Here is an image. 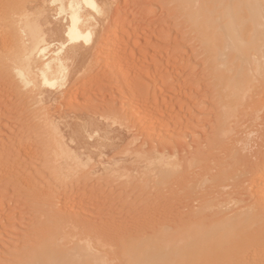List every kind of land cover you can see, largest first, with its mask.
I'll use <instances>...</instances> for the list:
<instances>
[{"label": "rangeland", "instance_id": "obj_1", "mask_svg": "<svg viewBox=\"0 0 264 264\" xmlns=\"http://www.w3.org/2000/svg\"><path fill=\"white\" fill-rule=\"evenodd\" d=\"M42 1L48 5L50 18L60 19L63 33L70 13L59 9L65 2L0 0V161H4L0 164L8 170L0 168V175H5L0 176V245L6 247L0 246L4 260L0 258V264H15L19 250L31 246L32 236L59 220L73 223V231L98 229L111 236L121 229L119 235L141 238L170 232V226L174 229L180 224L233 222L250 206L256 205L261 212L264 197L262 201L255 193L258 184L264 185V84L241 92L237 106L242 108H235L238 113L232 115V125L230 116L223 114L225 108L222 110L226 99H210L217 94L207 90V78L195 64L198 57L191 56V43L183 40V23L170 0H98L105 7L102 12L97 14L86 5L81 11L87 26L94 17L99 20L88 53L71 58L69 41L63 51L57 43L47 50L48 58L61 52L66 67L71 59L74 71L68 69L66 79L61 76L54 87L42 82L34 68L26 76L27 85L15 68L17 61L28 56L20 25L25 11H33ZM110 22L114 25L111 30L107 29ZM86 46L82 42L78 49ZM57 64L54 61L53 68L59 73ZM78 70L83 74L74 79ZM54 121L64 128L71 122L79 131L81 162L62 164L64 153ZM98 127H106L110 133L92 135ZM24 161L28 166L22 167ZM49 215L58 221H50ZM124 226L126 231L129 228L128 234ZM247 250L250 264H264V234Z\"/></svg>", "mask_w": 264, "mask_h": 264}, {"label": "bare ground", "instance_id": "obj_2", "mask_svg": "<svg viewBox=\"0 0 264 264\" xmlns=\"http://www.w3.org/2000/svg\"><path fill=\"white\" fill-rule=\"evenodd\" d=\"M59 1L65 2V3L61 4L60 8L58 7L59 9H61V11H70V13H68L69 24H68L67 29L63 33H61L60 19L59 18H56V19L50 18L49 14H48L49 8H48V5L46 4V2H43V1H42V3L39 2L33 11H31L30 9H28V10L25 9L26 10L25 11V18L23 19V22H22L23 24L20 25V29H21L22 37L24 38L25 49L28 51V53H27L28 56L26 57L25 61H23V62L17 61L15 63V68L18 72L17 75H19L20 78L23 79V81H25V84H27L26 83L27 82L26 76L28 77L27 74L31 70L36 68L35 70H38V72L40 74L39 77L43 78L42 82H44L46 84L48 83V84L55 87L57 81H59L61 76H62L63 80L66 79V77L68 75L67 70L70 69V67H72V66L76 67V65H74V62L71 61V59L68 60V64L66 67L63 60L59 57V54L61 52L60 53L58 52L59 54H57V57H55V58H48V51L47 50H49V48H50L49 46H53V44L57 43L60 45L58 50L63 51L65 49L67 41H69L70 42L69 51L75 52V51H77L79 45L82 42H84L85 45H91L94 42L96 27L99 24L98 17L93 16L94 21L91 22L89 24V26H87L85 18H83L84 16L81 15V11L84 10V8H86L84 6V5H86L87 8H89L91 11H94L98 14V13L102 12V10L105 7L103 5H101L98 0H52V3L58 4ZM164 2H166V1H164ZM170 2L173 5L172 9H174V14L180 18L179 22H181V24L183 23V31H185V33H186L183 36V40L191 43L190 44L191 45L190 51H192L191 56H193L195 58L198 57L199 62L195 63V64H196V66H197V64L199 65L200 74L203 75V78L204 77L207 78V84L205 83L206 88L208 87L207 90L209 89L208 91H210L211 94H213L212 92H216V94H217L216 96L212 95L210 97V99L212 101H216V100L220 101L222 99H226L224 101V105H223L222 110H224V108H225V112L223 111V114L227 117L230 116L231 124H232L233 123L232 121L234 120V116L232 117V115L235 114V111H236L235 108L236 107L239 108V106H237V105L240 102L239 96H241V92L244 93L247 89H249L250 87H252L254 85L262 87L264 84V76L260 77L261 74L262 75L264 74V0H170ZM141 4L139 6H141ZM143 5H144V3H143ZM136 6H137V4H136ZM126 8H128V7H126ZM131 11H132V9H131ZM170 11H172V10H170ZM58 12H60V11H58ZM151 12H152V10H151ZM123 14H122V16H124ZM34 15H36V16H34ZM87 16H88V14H87ZM179 18H177V19L179 20ZM172 21H174V20H172ZM112 22H110L107 25V29L111 30L114 27ZM118 25L120 26V24H118ZM178 28H179V25H178ZM116 31L118 32V30H116ZM2 32H4V31H2ZM122 33H124V32H122ZM61 34L63 36L62 38H61ZM109 34H111V33H109ZM106 37H107V35H106ZM110 37H112V35ZM120 39H122V38H120ZM4 40H5V38H4ZM180 40H182V39H180ZM185 41L183 42V44L186 43ZM127 43L129 44V42H127ZM109 45H112V44H109ZM131 46H133V45H131ZM4 47H5V45H4ZM119 50H121V49H119ZM181 51H183V50H181ZM180 53H182V52H180ZM74 54H76V53H73V55ZM180 55H182V54H180ZM108 56L111 57L114 55H111V56L108 55ZM191 56H190V58H191ZM109 57H107L106 60ZM119 57H121V56H119ZM116 59H117V57H116ZM191 59H189V60H191ZM182 60H183V58H182ZM54 61L58 62V64L56 66H59L58 68L60 69V71L59 70L58 71L60 74L56 73V71L54 72V68H53V62ZM113 61H112V63L114 64L115 62H113ZM190 62H193V61H190ZM106 63L109 64L110 62H106ZM186 64L188 65V63H186ZM111 65H109V66H111ZM126 68L128 69V67H126ZM113 70H115V68ZM69 71H71V70H69ZM82 74H83V70H78V72L74 76V79L79 78ZM19 76H18V78H19ZM29 78L31 80V77H29ZM35 79L36 78H33V80H32V81H34V82H32L33 84H36ZM96 79H97V77H96ZM80 81H82V80H80ZM143 82L144 81H142V83ZM145 83H147V82H145ZM132 89L134 90V87ZM80 90H81V88H80ZM32 91H33V89H32ZM125 91H127V90H125ZM25 95H27V93ZM126 97H128V96H126ZM30 98H31V96H30ZM45 98H46V93H45V95L44 94L42 95V100H45ZM36 100H38V99H36ZM212 101H209V102H212ZM39 102H40V100H39ZM68 103H66V104H68ZM83 103H84V101H83ZM140 103H142V102H140ZM79 104H80V102H79ZM87 104H88V102H87ZM130 104H131V102L129 101L128 105H130ZM39 105H41V104H39ZM141 106H142V104H141ZM215 106H216V104H215ZM133 108L134 107H132V109ZM240 108H242V107L240 106ZM239 109H238V111H240ZM131 112H134V111L132 110ZM239 113H240V115L242 114L241 112H239ZM164 114H166V113H164ZM137 117H139V115ZM238 117L240 118L241 116H238ZM239 118H237V119H239ZM139 119H141V118L139 117ZM227 120H229V119H227ZM58 124H59L58 122L54 121V125H55V127H57L56 129H57L59 136L61 138L60 142H61V146L63 149L62 153H64L62 164L69 165L68 164L69 160L81 162L82 161V157H81L82 154L80 153V149H79V144L81 142L79 131L76 130V128L74 127V124H72L71 122L68 123V126H66L65 128L62 127L61 125H58ZM226 130H227V128H226ZM109 133L110 132L107 131L106 127H98L93 131L92 135H101V134H109ZM87 134H89V133H87ZM139 134H141V133H139ZM92 135H90V136H92ZM2 145H1V147H2ZM150 148H151V146H150ZM29 150H32V149L30 148ZM15 153H17V152H15ZM0 154H1V152H0ZM9 154H11V153H9ZM1 156H2V154H1ZM18 156H19V153H18ZM6 158L7 159L9 158L8 160H10V157H6ZM165 158H167V157H165ZM0 159H2V158L0 157ZM24 159H26V158H24ZM11 160H12V158H11ZM28 160H30V161H32V163H34L32 159H28ZM34 160L38 161V159H34ZM2 161H0V163ZM15 162H17V161L15 160ZM24 163H25V161H24ZM168 163H170V162L168 161ZM6 164H4V165L6 166ZM12 164H15V163L12 162ZM25 164L26 165L23 164L22 167L28 166L27 163H25ZM16 165H15V167H17ZM29 165L31 166V164H29ZM51 165H52V163H51ZM171 165H173V163ZM7 166L9 167V165H7ZM110 166H111V164H110ZM20 167H21V165H20ZM20 167H19V169L21 170L22 167L21 168ZM0 168L3 170L5 168V170H7L6 167H4V166L2 168L1 164H0ZM12 169H11V171H12ZM17 169H18V167H17ZM28 169H29V167H28ZM32 169H34V168H32ZM5 170L3 172H6ZM16 170H15V174H16ZM29 170H31V169H29ZM12 172H14V171H12ZM62 173H63V171H62ZM163 174H165V173L163 172ZM22 175H23V173H22ZM4 176L5 175L3 174L1 177L4 178ZM23 176H25V175H23ZM44 176H46V175H44ZM33 177H34V175H33ZM19 178H20V176H19ZM46 178H48V177H46ZM26 179L29 180L28 177H26L25 180L23 177V181L27 182ZM30 180H33V178ZM29 182L30 181H28L27 183H29ZM32 182L35 183L34 180ZM19 184H20V182H19ZM36 184H37V182H36ZM20 186H21V184H20ZM29 186H30V184H29ZM257 186H260V185L258 184ZM257 186H256V188L258 189V192H256V193L254 192V193L259 194L261 197L260 200L263 201L262 196L264 197V185H261L259 188ZM22 188L24 189V186ZM251 190H253V189H251ZM253 191H255V190H253ZM47 194H48V192H47ZM255 201H257V199ZM262 201H260V202H262ZM255 203H257V202H255ZM262 203H264V202H262ZM262 203H260V204L258 203V205H261ZM255 206H250L251 209L247 213L244 214L242 212V214L238 215V217L236 219H233V222H227V223L222 224V225L221 224H214V225L197 224L195 226H192V225H188V224H186V225L180 224L177 227L174 226L175 227L174 229H172V227L170 226V230H171L170 232L168 230H166V231L163 230L164 232H161V234H158V235L155 234L154 232L151 234L148 233L149 236H147V237L139 236L141 238L128 237L125 235V233L124 234L122 233V235H119V232H121L120 231L121 229H119L118 233L116 231V233L118 234L117 235V234H112V232L110 233L111 229L109 228L110 229L109 233L112 234L111 236H109V235L106 236L105 234L102 233L103 231L101 232V230L99 231L98 229H97L98 230L97 231L94 229L92 230L89 228L88 229L84 228L82 230L80 229L81 231H73L70 229L71 226L73 225V223L69 222L68 220H65V221L59 220L58 221L56 216L53 215L55 217H52V218H56L55 220H57L58 222L50 223L49 225L42 228L44 230L39 232L36 236L33 235L32 238L33 237H35V238L32 240V242H31L32 238L29 241V243L31 242V246L25 250H21V251L19 250L18 254L16 253L17 254L16 258H18V260H17V262H15V264H250L249 259H251V258L248 257L249 255L247 254L246 251H248L247 249L252 244L258 243L260 235L264 234V209H263L264 207L262 208V210L258 209L261 211V212H258ZM55 210L51 209L49 211H53L55 213ZM45 213H47V211ZM57 214H59V213L57 212ZM49 216H50V221H51V219H52L51 215H49ZM46 217H47V215H46ZM46 217H44V219ZM45 220L47 223L49 222L47 219H45ZM80 221L84 222L82 220H80ZM38 224H40V223H38ZM43 225H46V224H43ZM111 225L116 226L115 224L114 225L111 224ZM105 226L107 227L108 225H105ZM105 226L102 225L101 228H104ZM96 227L92 226L91 228H96ZM101 228H99V229H101ZM114 228H116V227H114ZM147 228H148V226H147ZM105 229H107V228H105ZM124 229L126 231V227ZM124 229H122V230H124ZM127 230L129 231L128 227H127ZM134 230H136V228ZM146 230L150 231V232L153 231V230H148V229H146ZM218 230L221 231V235H219ZM128 231H126L127 234H128ZM106 234H108L107 230H106ZM139 234H140V232H139ZM132 236H134V234ZM3 245L4 244L1 243L0 246L2 247ZM24 245L25 244H23V246ZM3 247L6 248L5 245ZM15 249H17V248H15ZM8 256H10V255H7V257ZM0 258H2L1 261H4L3 255ZM9 259H11V258H9ZM251 261L255 262V261H258V259L257 260L252 259ZM260 261H261V259H260ZM260 261H258V263ZM255 263H257V262H255ZM255 263H253V264H255ZM4 264H5V262H4Z\"/></svg>", "mask_w": 264, "mask_h": 264}, {"label": "crops", "instance_id": "obj_3", "mask_svg": "<svg viewBox=\"0 0 264 264\" xmlns=\"http://www.w3.org/2000/svg\"><path fill=\"white\" fill-rule=\"evenodd\" d=\"M88 49H89V45H87L84 49H77V51H75V52L69 51V52H71V54H69V56H71V58H73V57H75L76 54L77 55H80V53L81 54H86V53H88ZM73 53H76V54H74V56H72ZM75 68L76 67L72 66V67H70V70L74 71Z\"/></svg>", "mask_w": 264, "mask_h": 264}]
</instances>
